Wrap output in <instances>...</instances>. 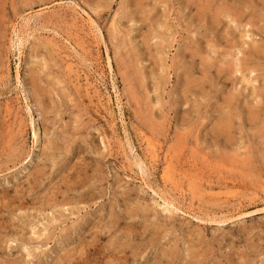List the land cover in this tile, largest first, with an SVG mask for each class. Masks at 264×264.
<instances>
[{"label": "rangeland", "instance_id": "1", "mask_svg": "<svg viewBox=\"0 0 264 264\" xmlns=\"http://www.w3.org/2000/svg\"><path fill=\"white\" fill-rule=\"evenodd\" d=\"M0 264H264V0H0Z\"/></svg>", "mask_w": 264, "mask_h": 264}, {"label": "bare ground", "instance_id": "2", "mask_svg": "<svg viewBox=\"0 0 264 264\" xmlns=\"http://www.w3.org/2000/svg\"><path fill=\"white\" fill-rule=\"evenodd\" d=\"M197 2V1H196ZM262 4V3H261ZM220 5V4H219ZM228 6L230 5V4H227ZM224 6V5H223ZM223 6H221V7H223ZM226 7V6H225ZM224 7V8H225ZM228 8V7H227ZM230 8H231V6H230ZM232 10V9H231ZM219 11V10H218ZM233 12V11H232ZM236 12V11H235ZM233 14H234V12H233ZM216 15H218V14H216ZM231 15V14H230ZM214 19V18H213ZM219 24V23H218ZM119 33V32H118ZM240 33H242V32H240ZM234 48V47H233ZM255 49H258V48H255ZM255 52H256V50H255ZM261 52V51H260ZM259 54H261V53H259ZM120 56V55H119ZM130 56V55H129ZM202 65V64H201ZM202 67L205 69V67L202 65ZM202 69V68H201ZM230 117V116H229ZM232 118V117H231ZM34 137H36V134L34 133ZM63 199V198H62Z\"/></svg>", "mask_w": 264, "mask_h": 264}]
</instances>
